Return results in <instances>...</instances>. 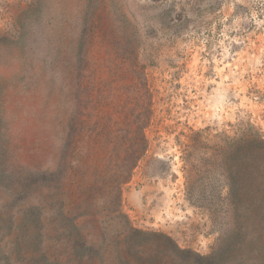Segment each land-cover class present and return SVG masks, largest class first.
Wrapping results in <instances>:
<instances>
[{"label":"rangeland","instance_id":"374dc122","mask_svg":"<svg viewBox=\"0 0 264 264\" xmlns=\"http://www.w3.org/2000/svg\"><path fill=\"white\" fill-rule=\"evenodd\" d=\"M257 139L264 0H0V264H264Z\"/></svg>","mask_w":264,"mask_h":264},{"label":"trees","instance_id":"16d2710c","mask_svg":"<svg viewBox=\"0 0 264 264\" xmlns=\"http://www.w3.org/2000/svg\"><path fill=\"white\" fill-rule=\"evenodd\" d=\"M194 140H192V141H196V142H198L199 141V138L201 137V135L200 134H194ZM256 141H258L259 143H264L262 140H260V139H257ZM205 156V155H204ZM184 160H185V164H186V167L187 166H189L188 167V177H187V179H188V185H187V189H188V196L191 198L192 197V195H191V190H192V188H193V184H191V170L189 169V168H191V166H193L192 165V163H190V162H187V160L185 159V157H184ZM204 162L205 161H208V160H206V159H202Z\"/></svg>","mask_w":264,"mask_h":264}]
</instances>
